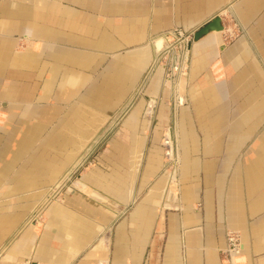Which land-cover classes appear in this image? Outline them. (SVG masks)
I'll return each mask as SVG.
<instances>
[{
	"label": "crops",
	"instance_id": "0c3cea01",
	"mask_svg": "<svg viewBox=\"0 0 264 264\" xmlns=\"http://www.w3.org/2000/svg\"><path fill=\"white\" fill-rule=\"evenodd\" d=\"M215 17L173 110L156 40ZM228 231L264 264V0H0V264H226Z\"/></svg>",
	"mask_w": 264,
	"mask_h": 264
},
{
	"label": "built area",
	"instance_id": "2783aa9c",
	"mask_svg": "<svg viewBox=\"0 0 264 264\" xmlns=\"http://www.w3.org/2000/svg\"><path fill=\"white\" fill-rule=\"evenodd\" d=\"M196 32V29L190 31L174 29L167 33L165 35L166 42L164 46L157 50L150 69L146 74L147 78L151 71L156 68L162 71L164 83L171 95V107L173 110H177L186 104V97L180 91V82L187 76L190 68V52ZM149 107L146 113L151 115L153 105L150 104ZM162 144L166 164L170 168L167 174L169 179L168 189L164 196L165 202L163 205L166 209L173 210L177 208L176 204H178V170L180 165L174 129L173 134L171 128L167 129ZM60 185L54 187L53 190L60 189ZM53 190L50 193L55 197L54 195L58 191L54 193ZM241 251L242 242L239 233L236 231H228L226 233V247L220 251L222 259L226 264H235V259L240 255Z\"/></svg>",
	"mask_w": 264,
	"mask_h": 264
},
{
	"label": "rangeland",
	"instance_id": "374dc122",
	"mask_svg": "<svg viewBox=\"0 0 264 264\" xmlns=\"http://www.w3.org/2000/svg\"><path fill=\"white\" fill-rule=\"evenodd\" d=\"M182 82V81H181ZM180 85H181V83H180ZM170 93V92H169ZM171 96V95H170ZM150 116V114H148V113H146V117H149ZM168 128H171V132H172V134H173V126L171 125V126H167V127H165L164 129H163V131H162V133H161V139H160V148H161V150H162V168H161V176H163L164 178H165V180H166V191H167V189H168V183H169V179H168V172L170 171V168L167 166V164H166V160H165V157H164V147H163V144H162V141H163V139L165 138V136H166V133H167V129ZM75 182V180H70V181H65V188H66V186H70L71 185V188L73 189V191H76V192H78V191H80V192H84V193H90L89 191H86L84 188H82V189H78L77 187H80V185H79V183L78 182H76L75 183V185L73 186V183ZM51 191V190H50ZM50 191H48V192H46V193H44L42 196H41V202H40V206H38V209H36V213L34 212L33 213V215L34 216H37V215H42V214H44V212L47 210V208H46V206L49 204V202H51L52 201V199L53 200H55V198H58L59 196H61L62 195V193H63V191L64 190H59L58 192H57V194H55V198H51V197H53L52 196V194L50 193ZM165 191V192H166ZM165 196V195H164ZM164 202H165V199H163V203L162 204H164ZM164 209L166 210V211H172V210H168V209H166L165 207H164Z\"/></svg>",
	"mask_w": 264,
	"mask_h": 264
},
{
	"label": "water",
	"instance_id": "95a60500",
	"mask_svg": "<svg viewBox=\"0 0 264 264\" xmlns=\"http://www.w3.org/2000/svg\"><path fill=\"white\" fill-rule=\"evenodd\" d=\"M220 18L215 17L212 19L210 23L205 25L203 28H201L194 36V39H198L199 37L203 36L204 34L208 33L209 31H220Z\"/></svg>",
	"mask_w": 264,
	"mask_h": 264
},
{
	"label": "bare ground",
	"instance_id": "6f19581e",
	"mask_svg": "<svg viewBox=\"0 0 264 264\" xmlns=\"http://www.w3.org/2000/svg\"><path fill=\"white\" fill-rule=\"evenodd\" d=\"M165 42H164V39L163 37H160L156 40V47H157V50H159L160 48H162L164 46ZM181 83V82H180ZM36 213V212H35Z\"/></svg>",
	"mask_w": 264,
	"mask_h": 264
}]
</instances>
